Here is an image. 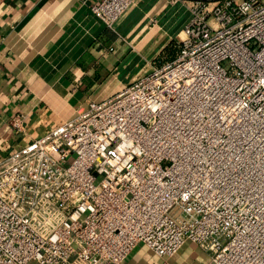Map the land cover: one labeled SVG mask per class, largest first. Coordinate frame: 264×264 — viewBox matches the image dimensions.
<instances>
[{"label":"built area","instance_id":"built-area-1","mask_svg":"<svg viewBox=\"0 0 264 264\" xmlns=\"http://www.w3.org/2000/svg\"><path fill=\"white\" fill-rule=\"evenodd\" d=\"M135 0H100L113 29ZM174 59L0 161V264H264V0H192ZM16 116L11 126L20 129Z\"/></svg>","mask_w":264,"mask_h":264},{"label":"crops","instance_id":"crops-1","mask_svg":"<svg viewBox=\"0 0 264 264\" xmlns=\"http://www.w3.org/2000/svg\"><path fill=\"white\" fill-rule=\"evenodd\" d=\"M99 1L0 0V161L175 58L192 0H135L113 29L91 11ZM169 261L207 256L187 242ZM159 263L144 246L124 262Z\"/></svg>","mask_w":264,"mask_h":264},{"label":"rangeland","instance_id":"rangeland-1","mask_svg":"<svg viewBox=\"0 0 264 264\" xmlns=\"http://www.w3.org/2000/svg\"><path fill=\"white\" fill-rule=\"evenodd\" d=\"M184 38V34L182 33V30L180 32H177L175 39L172 40L171 44H170V54H174L176 53V51L178 50V42H180V40H182ZM170 56L168 55L167 58L164 59H169Z\"/></svg>","mask_w":264,"mask_h":264}]
</instances>
